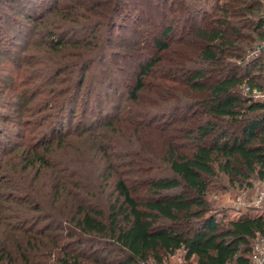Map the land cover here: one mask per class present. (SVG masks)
I'll list each match as a JSON object with an SVG mask.
<instances>
[{"label":"trees","instance_id":"obj_1","mask_svg":"<svg viewBox=\"0 0 264 264\" xmlns=\"http://www.w3.org/2000/svg\"><path fill=\"white\" fill-rule=\"evenodd\" d=\"M127 2L0 0V264H251L264 215L221 220L208 196L264 181V103L242 92L264 85V0H144L170 21L112 51ZM102 93L104 123L64 130Z\"/></svg>","mask_w":264,"mask_h":264},{"label":"rangeland","instance_id":"obj_2","mask_svg":"<svg viewBox=\"0 0 264 264\" xmlns=\"http://www.w3.org/2000/svg\"><path fill=\"white\" fill-rule=\"evenodd\" d=\"M149 1V0H148ZM212 1V0H210ZM156 2V0H155ZM155 2L153 4H155ZM144 3V4H143ZM200 3H202L200 1ZM148 6L145 4L144 0H128L126 4V8L128 11L127 16V22L125 21L124 24L121 27H118L113 34V44L110 50L117 51V44L121 43V40H132L134 36L136 35L134 32L138 30L139 28H145V31H148L147 39L152 35L153 33V27L155 23H159L163 20L171 19V12L166 11L165 8L162 9V14L159 16L157 15V11L154 7L150 8L148 10ZM207 7V6H206ZM169 7H167L168 9ZM132 11V12H130ZM3 14H0V27L2 26V29L5 30L7 33L10 31H15V26L9 23L6 13L7 10L2 11ZM145 13L144 15H142ZM5 15V16H2ZM12 19L10 21H13L17 18V14L12 13ZM144 16V17H143ZM143 17V18H142ZM126 19V18H124ZM148 19L146 23L143 24V22ZM21 21V20H19ZM168 21V22H169ZM142 28V29H143ZM149 29V30H148ZM143 41L145 39L143 38ZM151 52V46L148 45L146 48H143L142 54L143 57H147ZM147 55V56H146ZM110 59V58H109ZM99 67V66H97ZM136 65L133 63H129L128 70H126L124 76H123V83L126 82L127 85L130 86V88H126V86L119 87V92L125 93V91H131L133 87L136 84V77H137V71ZM97 74V73H96ZM95 83L97 84V79L95 80ZM245 89V88H244ZM245 95V90L242 91ZM103 95L100 98H92V102L90 103V108L88 110L87 116H82L81 110L77 113L76 117H73L72 119L69 115H66L64 119V130H67L69 128L74 127L75 123L77 121L79 122L82 119V123L85 127L91 125L94 123V125H101L103 122V117L106 113L110 112L111 107H113L114 104H117L120 102V100L115 101L113 104V101H107L105 98V93H102ZM118 98V96H117ZM116 99V98H115ZM101 102V103H100ZM0 113H6L5 116H12V111L10 109L3 110ZM49 112H45L46 115H48ZM83 117V118H80ZM77 119V120H76ZM162 120H160L161 122ZM70 123V124H69ZM81 124V123H80ZM69 126V128H68ZM156 127L161 128V125H157ZM0 139L3 137L8 141L11 139V135L9 134V130H7V124L4 125V122L0 123ZM59 132V131H58ZM54 137V135H53ZM2 158L0 154V159ZM252 187L251 188H241L233 184H229L228 179L224 176L220 178L219 180H215L211 184L210 193L208 196L210 205L212 207L213 213H215L221 220H227L232 218H238L242 214H251L252 216L256 215H264V202L257 203L256 201V195L261 188L262 182L259 181L256 178H253L251 180ZM243 196L242 202L238 201V198ZM257 242V239L254 241L253 246ZM251 260V258H250ZM194 260L191 262H187L185 260V253L183 251H178L174 256H168L165 258L164 264H194ZM150 264H156L153 261ZM252 264V260H251Z\"/></svg>","mask_w":264,"mask_h":264},{"label":"built area","instance_id":"obj_3","mask_svg":"<svg viewBox=\"0 0 264 264\" xmlns=\"http://www.w3.org/2000/svg\"><path fill=\"white\" fill-rule=\"evenodd\" d=\"M264 56V40L260 41L248 56V60L255 59L257 57ZM245 95L250 96L255 101L264 103V85L263 88L245 86ZM243 196L238 198L239 202H242ZM257 203L264 202V181L261 188L256 195ZM252 264H264V237H258L257 242L253 247L251 255Z\"/></svg>","mask_w":264,"mask_h":264}]
</instances>
